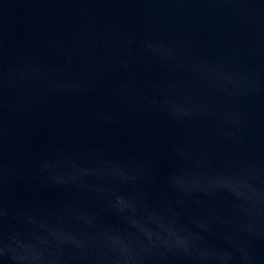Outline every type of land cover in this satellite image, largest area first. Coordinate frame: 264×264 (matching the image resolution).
<instances>
[{
	"label": "water",
	"instance_id": "1",
	"mask_svg": "<svg viewBox=\"0 0 264 264\" xmlns=\"http://www.w3.org/2000/svg\"><path fill=\"white\" fill-rule=\"evenodd\" d=\"M0 264H264V0H0Z\"/></svg>",
	"mask_w": 264,
	"mask_h": 264
}]
</instances>
